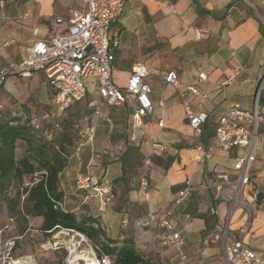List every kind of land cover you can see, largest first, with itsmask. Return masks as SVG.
Returning a JSON list of instances; mask_svg holds the SVG:
<instances>
[{"label": "crops", "instance_id": "0c3cea01", "mask_svg": "<svg viewBox=\"0 0 264 264\" xmlns=\"http://www.w3.org/2000/svg\"><path fill=\"white\" fill-rule=\"evenodd\" d=\"M0 1L4 2L5 16L0 42H9L7 47H0V71L25 58L27 48L37 41H48L63 33L65 25H57L55 18H65L70 8L80 4V0ZM37 7L39 12L35 11ZM24 14L28 15L26 19L16 21ZM22 32L28 37H21ZM201 33L206 37L198 36ZM109 41L116 42L114 84L124 87L131 69L143 66L150 74L146 83L151 88L154 112L136 128L131 104L110 107L93 91L88 92L83 101L89 112L83 116L82 139L76 141L59 174L63 211L75 214L77 219H95L111 240L133 239L149 264L153 261L151 250L159 254L163 264H222L223 244L213 241V236L218 218H225L227 204H219L218 218L210 215L212 202L204 184L207 178L215 179L225 172L233 180L236 174L229 168L236 152L219 151L208 164L195 162L194 139L182 101L162 77L175 71L183 84L190 85L199 72L207 75V82L200 88L209 96L201 108L208 114L203 143L209 144L221 114L231 106L246 111L253 108L264 74V0H125L122 15L110 27ZM15 56L19 58L13 61ZM121 77L125 78L123 82ZM0 96L19 101L11 107L13 115L35 117V110L52 102V89L42 74L29 79L13 76L1 86ZM187 100L194 110H200L197 99L188 96ZM26 102L33 111L26 112L21 106ZM153 142L165 147L160 156L153 155ZM128 166H132V172H124ZM83 176H94L109 188L112 201L102 204L91 190H79L76 180ZM251 176L260 202L252 207L244 244L264 257V146ZM143 178L146 190L140 187ZM184 189L189 195L181 204H175L178 192ZM243 195L251 202L247 189ZM148 213L158 219L171 215L173 229L180 235L179 253L160 249L163 230L155 224L148 230L133 226L135 220ZM123 214L130 221L126 229L121 227ZM245 220V215L236 210L229 230L237 231ZM29 222L40 227L42 218H30Z\"/></svg>", "mask_w": 264, "mask_h": 264}, {"label": "built area", "instance_id": "2783aa9c", "mask_svg": "<svg viewBox=\"0 0 264 264\" xmlns=\"http://www.w3.org/2000/svg\"><path fill=\"white\" fill-rule=\"evenodd\" d=\"M124 4L125 0H80L79 6L70 8L65 18H55L57 25H65L63 33L48 41H37L27 48L25 58L0 71V88L9 76L29 79L35 74L43 75L52 89L53 102L52 109L45 117L46 122L53 128L47 132V136L50 137L54 131L60 132L59 121L63 113L70 106L86 99L89 86L97 98L110 107L121 108L131 104L134 107L131 118L136 128L142 125V119L153 115L151 88L146 83L150 74L143 66L136 65L131 69L126 85L122 88L116 86L112 79L115 59L113 49L116 42L110 43L109 30L122 15ZM3 9L4 2L0 1V26L5 22ZM170 11L175 13L173 9ZM27 16L24 14L19 16V19L24 20ZM206 35L198 34L200 37ZM8 45L9 42H0V47ZM162 80L177 92L182 101L184 116L194 139L192 149L195 162L208 164L219 151L236 152L229 168L236 174L235 178L231 180L229 173L225 172L215 179L207 178L204 184L212 202L210 215L218 218L219 204H227L225 218H218V227L213 236V241H222L223 244L222 264H264V257L257 255L244 244L252 218V207L258 198L251 170L264 146V107L260 103V93L255 94L252 110L246 111L238 106H231L221 114L216 120L211 142L204 144L202 133L208 121V114L201 108L209 96L200 85L207 82V75L199 72L194 83L185 85L175 71H169L164 74ZM188 96L198 100L200 110L192 108L187 100ZM29 118L30 126L35 131H40L42 127L38 119ZM159 126H162V123H159ZM152 144L153 155L160 156L165 147L156 142ZM76 186L82 191L91 190L102 204H108L113 199L111 190L102 186L94 176L77 178ZM140 187L146 190L145 178L141 179ZM244 189L251 194V202L244 198ZM188 195L187 189L179 191L175 204H181ZM236 210L241 211L246 220L237 231L231 232L229 224ZM129 224L128 216L123 214L121 227L126 229ZM154 224L163 230L160 245L179 253L180 235L173 229L170 214L158 219L155 214L148 213L133 222V226L140 230H148ZM61 230L65 236L75 234L83 241V235L80 236L74 230ZM91 251L96 264H112L110 258L102 254L100 247L95 246ZM180 255L183 259L182 254ZM70 261L68 260V264H71Z\"/></svg>", "mask_w": 264, "mask_h": 264}, {"label": "trees", "instance_id": "16d2710c", "mask_svg": "<svg viewBox=\"0 0 264 264\" xmlns=\"http://www.w3.org/2000/svg\"><path fill=\"white\" fill-rule=\"evenodd\" d=\"M260 103L264 104V99L260 98ZM48 125L35 131L27 115H14L10 120L0 121V195L11 218H17L21 225H27L30 218H42L39 230L45 236L59 229L74 230L100 247L112 264H149L133 239L111 240L95 219H77L75 214L63 211L59 174L66 167L70 149L73 152L78 128L63 130L60 123V132L54 131L49 137L47 132L53 128ZM205 134L204 130L203 142ZM20 145L24 150L18 156ZM127 169L132 172V166L124 167V172Z\"/></svg>", "mask_w": 264, "mask_h": 264}, {"label": "rangeland", "instance_id": "374dc122", "mask_svg": "<svg viewBox=\"0 0 264 264\" xmlns=\"http://www.w3.org/2000/svg\"><path fill=\"white\" fill-rule=\"evenodd\" d=\"M26 0H19L20 3H24ZM40 7L35 9L39 12ZM21 21L19 18L16 21ZM21 37H28V33H20ZM19 57L13 59L17 60ZM13 77V76H9ZM124 77L120 78V81H124ZM11 81V79H10ZM89 92H92L91 86H89ZM257 92L260 93V98L264 99V74L259 80L257 86ZM7 98V99H6ZM9 96H0V121H7L14 117L13 110L11 107L18 103L15 98H10ZM30 99V98H29ZM28 99V100H29ZM26 112L33 111L27 105L21 103ZM53 102L47 101L46 105H43L39 110H35L37 113L35 116L38 119L40 126L47 127L48 123L45 121L46 114L52 109ZM97 106V105H95ZM252 106H250L251 109ZM88 105L85 102L76 103L70 106L62 115L60 123H62L63 130L77 129L76 141L82 139L81 131L83 129V116L86 112H89ZM50 126V125H48ZM49 128V127H48ZM24 150L23 145L19 146L17 151L18 156L22 154ZM70 154L72 149H70ZM11 197L14 194L10 195ZM34 219V218H32ZM27 230L24 231L25 226ZM76 232V231H75ZM80 236L82 234L76 232ZM58 235V237H56ZM75 235V234H73ZM72 235V236H73ZM85 238L83 241L78 236L71 242L70 236L64 235L61 229L51 232L49 235L45 236L40 230L37 223L30 224L29 220L27 225H21L17 218H11L9 215L6 204L2 201L0 195V264H11L12 261L19 262V264H68V260L71 259L70 243L76 244L75 253H92V249L95 245ZM120 242V241H118ZM159 245V244H158ZM160 246V245H159ZM163 247H160V249ZM87 251V252H86ZM153 255V261L151 264H163L160 260L159 254L151 250ZM74 264H84L83 262L75 261Z\"/></svg>", "mask_w": 264, "mask_h": 264}, {"label": "bare ground", "instance_id": "6f19581e", "mask_svg": "<svg viewBox=\"0 0 264 264\" xmlns=\"http://www.w3.org/2000/svg\"><path fill=\"white\" fill-rule=\"evenodd\" d=\"M56 237H58V235ZM76 237H78V235L70 236V238L72 239L71 242H73V239ZM83 240H84V238H83ZM74 246L76 247V244L70 243V252H71V259H72L70 261L71 264H74L75 261L83 262L84 264H96L95 260L92 258L90 253H83V254L75 253V247ZM16 264H19V262H17Z\"/></svg>", "mask_w": 264, "mask_h": 264}]
</instances>
